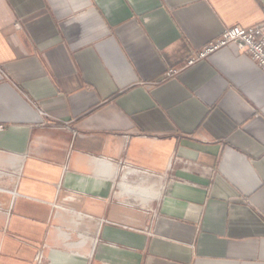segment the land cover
I'll list each match as a JSON object with an SVG mask.
<instances>
[{
  "label": "crops",
  "instance_id": "crops-1",
  "mask_svg": "<svg viewBox=\"0 0 264 264\" xmlns=\"http://www.w3.org/2000/svg\"><path fill=\"white\" fill-rule=\"evenodd\" d=\"M235 23L264 0H0V264H264V70L185 66Z\"/></svg>",
  "mask_w": 264,
  "mask_h": 264
},
{
  "label": "built area",
  "instance_id": "built-area-1",
  "mask_svg": "<svg viewBox=\"0 0 264 264\" xmlns=\"http://www.w3.org/2000/svg\"><path fill=\"white\" fill-rule=\"evenodd\" d=\"M235 44L239 51L250 54L254 61L264 70V23L243 27L240 24L226 26L217 39L213 40L198 53L193 54L186 61L185 66L205 58L219 47ZM177 69H169L166 76L176 74Z\"/></svg>",
  "mask_w": 264,
  "mask_h": 264
}]
</instances>
